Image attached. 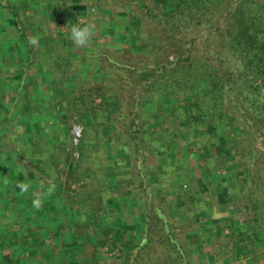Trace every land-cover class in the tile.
<instances>
[{
    "label": "rangeland",
    "instance_id": "1",
    "mask_svg": "<svg viewBox=\"0 0 264 264\" xmlns=\"http://www.w3.org/2000/svg\"><path fill=\"white\" fill-rule=\"evenodd\" d=\"M18 1L13 7L19 11L27 38L39 37L38 46L33 47V51H37L33 62L41 63L44 68L35 70L31 66L26 70L27 74H21V64H18L16 54L21 47L24 48V43L19 39L13 18L8 16L6 8L0 6V34L3 38L0 68L3 72L2 85L5 84V77L8 88L5 92L1 88L0 120L10 116L7 123L0 121V165L6 167L3 172L10 174L14 185L25 179L31 181V188L36 193L46 190L40 185L48 186L49 180H52L56 186L54 193H58L60 197L57 195V199L64 206L78 212L85 204L91 211L90 203L101 214L108 210L113 217V230L122 231L118 238L113 239L104 238L105 235L97 229V238L92 235L94 242L98 243L96 248L95 243L89 242L87 246L82 236L85 223L69 229L62 221L61 239L53 240V233L48 238L40 236L44 244L39 251L45 257L42 259L38 254L34 259L48 264L53 255L52 250L56 248L59 252L65 245L72 249L68 256L78 260V264H126L131 258L130 255L127 257V250L131 249L128 252L132 254L139 243L137 239L140 232L147 229L152 233L149 235L151 242L138 251L132 264H172L167 247L174 250L179 245L185 252L184 260L183 263L179 260L173 264H264L263 234L261 238L255 237L249 225H241L252 219L261 222L259 218L264 214L259 211L252 213L246 208L250 202L249 196L245 195L246 190L241 189L242 184L236 179L227 182L230 191L228 204L227 207L220 205V211L217 212L220 178H235L238 174L243 178L253 176L254 182L250 184L253 190L257 178L264 177V73L257 74L255 67L246 68L237 58L231 45L232 38L228 35L227 22L218 24L221 29L219 33L209 32V27L203 26V36H199L202 28L197 27L195 22L190 26L188 40L199 36L192 44V55L201 61L207 58L210 70L218 68L222 71L226 77L227 92L219 108L211 107L212 114L202 111L200 120L193 122L185 118V123L181 125L179 115L184 109L180 98L184 94L175 93L171 86L176 82L174 76L170 80L172 83L168 82L162 90H156L143 86L145 79H139L131 70L125 69L127 71L124 72L122 85L118 77L115 79L107 71L108 68L101 74V66L97 64L99 60L93 57L112 53L124 54L127 58L133 56L136 67L139 62L147 60L155 65L179 60L189 41H169L163 45L165 48L160 54L157 44H161L158 39L161 29L155 22L149 24L148 21L152 20L146 16L140 18V13H131V10H136V0H80L79 5L95 4L103 13V19L90 44L81 48H76L69 39L72 22L68 10L72 8L74 0ZM248 9L252 15L259 17L264 29V0L252 1ZM141 20L144 26L139 31L144 36L138 40L134 25H140ZM127 22L130 26L128 35ZM122 24H126L124 29L119 28L123 27ZM177 35V39L181 38L182 33L177 32ZM126 36L128 42L122 43V38L126 40ZM260 37L264 40V34ZM14 38L18 39L15 43L9 41ZM58 40L63 45L59 46L61 42ZM41 41L45 42L42 51ZM56 45L59 46L60 56L52 55ZM38 47L40 50H37ZM157 50L159 55L155 57L154 52ZM42 52L49 53L43 61ZM71 55L76 56L74 61L77 64H64L59 68V60L68 59ZM81 66L84 67L85 75ZM201 68L200 65L199 70ZM29 73L37 76L33 80L34 84L31 83L32 76H27ZM45 74H49L50 78L47 79L50 80L45 79ZM22 76L25 79L22 80ZM59 77L60 81L56 79ZM16 79L21 80L20 85L15 82ZM46 81L51 83L47 90ZM198 82L197 89L207 88L203 79ZM35 85L40 87L37 89ZM103 92L107 99L114 98L117 93L118 97H125L129 101V106L124 108V111H129L124 115V123L116 124L114 128L105 125L113 112H107L110 101L102 102ZM83 94L88 103H82ZM41 96L48 97L44 108L42 105L37 106ZM182 100L190 99L185 97ZM24 103L31 110L30 122L29 119L14 116V111L18 114L22 112ZM203 105H207L206 100ZM133 107L137 111L130 113ZM11 110H14L12 114ZM75 113H80L85 120L91 119L94 124L89 128L92 131H87V138L81 146L83 157L79 161L70 155L68 124ZM193 113L199 111L192 110L189 114ZM63 120H66L65 123ZM131 122L134 125H130ZM172 140V148L164 152L162 147ZM8 152L18 163L16 167L23 171L17 172L19 169L16 167L12 171L8 168L11 166V162L6 161ZM35 154L41 156L40 167L44 173H40L30 160L35 158ZM23 163L28 166L23 168ZM3 186L0 184L1 190ZM133 188L135 191L132 193ZM17 190L19 205L31 200L28 194H21L18 187ZM47 198L37 214L41 216V222L44 218L46 226H53L54 223L46 219L47 216L51 217L45 208ZM147 200L152 201V208L146 218L143 210L146 209L144 202ZM175 200L178 204L183 200L185 204L179 205L180 211L177 212L172 211ZM51 206L54 205H50V209ZM154 208H160L166 215L173 245L165 238V227ZM34 210L31 208V211ZM197 213L200 214L198 218ZM216 213L222 216V220H216ZM117 217L120 221L116 220ZM228 222L233 228L222 227ZM36 226L31 228L36 229ZM88 227L91 233L92 221ZM245 232H249V235L248 238L244 236L242 245L247 246L248 252L236 258L237 253L233 254L239 249V240H242L238 234ZM30 233L29 230L27 235ZM161 238L163 243H160ZM19 243H22L21 239ZM76 243L81 245L74 248L72 244ZM57 264L61 263L58 261Z\"/></svg>",
    "mask_w": 264,
    "mask_h": 264
},
{
    "label": "trees",
    "instance_id": "2",
    "mask_svg": "<svg viewBox=\"0 0 264 264\" xmlns=\"http://www.w3.org/2000/svg\"><path fill=\"white\" fill-rule=\"evenodd\" d=\"M17 1L18 0H16V2H13V0H0V6L4 7V9L6 8L8 16H11L13 18L19 39L24 43V48L21 47V50L16 54V57H18V64H21V74L25 75L27 74L26 70L35 62H33L34 60L32 59V56L34 54L33 46L28 43L29 39L25 34V27L23 23L20 22L21 20L18 14L19 11L16 10V7H13L14 4L16 6V4L19 2ZM79 1L80 0H74L73 6L69 11L71 22L75 19V11L76 13L81 14L84 13L86 9L85 5H79ZM252 1L254 0H136V10H131V13L133 15L135 13H140V18H142V16H146L147 18L152 20L148 21L149 24H151V22H155L156 25L161 29V35L158 36L161 44H157V47L160 46V54L163 53L162 49L165 48L164 46L169 41H189L187 48H184L183 54L182 56H180L179 60L175 62L167 61L165 63H158L156 65L153 64L150 60H147L146 62H139L138 66L136 67L134 66L135 62L133 61L135 58L133 56H129V58H127V56H124V54L118 55V53H112L103 56L93 55V57H95L96 60H99L97 64L101 66V74H104L103 70H106V68H108L107 71L112 73V76L115 79L116 77H118L121 84L122 80L125 79L124 75L126 73L124 72L127 70H131V72H133L139 79H145V83L143 84V86L147 85L149 88H154L156 90H159V88L160 90H162L161 88L163 86L166 87L168 82H170V80H172V77L174 76L176 82L175 84H171V86L175 89V93L179 92L184 94L182 98H180L183 103L182 107L184 109L179 115L180 124L183 125L185 123V118H190V120L192 119L193 122H196L202 118L204 112L212 114V106H217V108H219V105H221L227 92V83L225 81L226 77L222 75V71L218 68H216L217 70H210L207 58H203V61H201L200 59L194 58V56L192 55V44L194 43V40H197L199 36L205 35L203 26H208L209 28L207 29V31L209 32L217 31L219 33L221 29L218 24L227 22L225 24H228L229 27L228 35L232 38L231 45L234 48L237 58H239V60L246 68L250 66L255 67L257 74L262 75L264 73V40H262V38L260 37L261 34H264V29L263 25L260 23L259 17L252 15L250 10L248 9V6ZM141 22L142 20L139 23L140 25L136 27L134 25V30L136 31V37L138 38V40L143 39L144 36L143 32L139 31L141 26H144V23ZM194 22L197 27H200L202 29L200 30L198 37L195 36L194 39L189 38L188 40V31L191 24H193ZM177 32L182 33L181 38L177 39ZM158 50L154 52V54L156 55L155 57L159 55ZM115 55L117 56V58L115 57ZM168 56L170 55L168 54ZM151 57L152 59H154L153 56ZM74 60H76L75 55H71L70 57H68V59L61 58L58 67H63L64 64L66 66H72L75 64ZM40 64L39 66L41 67L42 65ZM135 64L137 65V63ZM169 65L173 67L168 68ZM200 65L202 68L199 70ZM41 69L43 68L41 67ZM185 74L187 77H185ZM23 78L25 79V76H22V80ZM56 79L58 80L60 78ZM201 79L205 81L207 86V88L204 90H199L196 88L199 85L198 80L200 81ZM15 82L18 85L21 84V80L16 79ZM31 83L34 84V81ZM35 87L40 86L35 85ZM2 89H8L7 85H2ZM98 89L102 90L100 88ZM116 94L114 98H111L112 100L105 98V92H103L102 94V102L110 101L107 105V112H113V116L108 117L105 125L112 126L113 128L116 127L114 126L116 124L124 123V115L129 112L124 111V108L129 106L128 99L125 97L120 98V96L118 97ZM185 97H188V99L190 100H182L185 99ZM82 98V103L87 102L85 94H83ZM192 98L195 99V101H191ZM204 100H206V106L203 105ZM42 103L43 102L38 101L37 106L43 105ZM29 108L30 107L28 106V104L24 103L23 110L20 114H18L17 112L15 113V109L11 110L10 114H12V112L14 111V116H19L20 119H32V117H30L29 115L31 111ZM192 110H197L199 111V113H193L190 115L189 113ZM135 111H137L136 107H133L132 110L130 109V113H135ZM75 115L79 116V120L83 123L85 128L84 137L79 146V161L83 157L81 146L84 143V140H86L87 138V131L90 130L89 128L94 124H92L91 119L85 120L80 113H75ZM7 118L10 120V116L8 115L6 117H3L0 121L7 123L9 121L7 120ZM35 118L37 117L35 116ZM65 121L66 120H63L64 123ZM130 125L134 124L131 122ZM176 139L175 141H177ZM173 142L174 140H172L171 142L168 141V144L162 147L163 151L165 152V150L167 151V149H171V144ZM7 154L8 158L6 161L11 162V166L8 168H10L12 171V169L18 166V163L15 162L14 156H12L9 152ZM34 157V159H30L31 162L35 164L40 173H44V169H41L40 167V165L42 164V162H40L41 156L35 154ZM122 161H124V159ZM22 166L24 168L28 165L26 163H23ZM5 168L6 167H4L3 165H0V184H4L3 189H0V264H42L34 259L38 254H40L42 259L44 256L43 253L39 251L41 245L44 244L40 236L48 238L50 237V233H53V240L61 239L62 233L60 230V224L62 225V221L64 222L63 224L65 225V227L69 229H75L77 226L81 224L84 225L85 223V229L82 236L86 239V245L89 242L94 244L95 242L92 238V235L96 236L97 238L99 232H101L102 235H105L103 236L104 238L113 237V239L118 238V235L122 232L121 229H119V231L113 230V217L108 211L107 213L101 214L99 213L98 208L96 209L89 203V207H91L92 209L91 211H89L88 206L84 204L83 206H81V211L78 210V212H74L72 209L67 208L58 201V193H54L52 196L46 199L47 203L45 205V208L48 214L51 213V217L47 216L46 219L49 222L54 223L53 226H46L44 218L43 222L39 220V218L41 219V216L39 217V215L37 214V210L35 209L34 211H31V208H33V195L36 193V191H34V188L30 187L29 191L26 193V195L28 194V196L31 197V200L26 204H23L22 206L19 205L16 198H19L20 195L18 194L19 192L17 190L16 184L14 185V183H11L12 177L10 176V174H5L3 172V170L6 171ZM16 168L19 169L18 167ZM23 170L24 169H19L17 170V172ZM233 179H236L242 184L241 189H245V195L249 196L250 202L246 205V208L249 209L252 213L259 211L258 213L262 212L264 214V177L257 178L258 181L256 182L255 189L251 190L250 187L253 184L255 177L247 175V177L243 178V176L239 174L235 178H220L218 180L220 193L216 197L218 202L217 212L220 211V205H225L227 207V197L230 193V191L228 190L227 182L231 183ZM44 185L45 184H43V186L40 185V187H42L43 189L48 187ZM34 186L38 189L36 185ZM183 186L185 187L186 185L183 184ZM250 190L252 191V194ZM134 191L135 190L133 188L132 193ZM182 201L183 200H181L178 204V202L175 200L174 206L172 207L173 212L180 211L179 205H185ZM144 204L146 205V209L149 210L147 211L145 208L143 210V212H145V217L147 218L150 209L152 208V201L147 200L146 202H144ZM50 205H54L51 206L52 209L49 208ZM154 211L165 227V238L168 239L169 244L171 243L173 245V240L169 236V228H167L168 220L165 218L166 215L160 208H154ZM199 215L200 214H198L196 218H198ZM220 217L222 216H219L217 214V217L215 218L217 221H220L222 220V218ZM259 219H261V222L256 219V221H253L252 219L248 220L249 222L247 223H241V225H249V227H251L250 230L252 231L253 236L261 238L262 234L264 237V215ZM91 221L93 222V227H91L90 233L88 226ZM257 221L259 222V224H257L256 227ZM37 222H40V224ZM35 226L36 229L31 228ZM222 227L233 228V225L228 222L222 225ZM97 229H99L100 231L98 232ZM29 230L31 231V233L27 235ZM73 233L74 230L72 234ZM139 235L140 236L137 239L139 243L133 250L132 254L128 252L131 249L127 250V257L129 255L131 256V258L129 259L130 261L127 260L128 264H132L137 253H139L138 251L147 247V245L151 242L149 235H152V233H150V231H148L147 229L141 231ZM238 235H240L239 238L241 237L242 240H239V243L237 244V246H239V249L233 254L235 255L237 253V256H235L236 258L243 255L244 252H248L246 250L247 246L242 244L244 242V236L245 238H248L247 236L249 235V232ZM20 239L22 243H19ZM160 243H163L162 238ZM78 244L79 246L81 245L80 243ZM78 244H72V246L74 245V248L76 246L79 247ZM97 244L98 243L94 244L96 248ZM103 245L104 244L102 243V246ZM63 247L64 248L60 249L59 252L56 251V248L52 250L53 255L51 256V260H49L48 264H57L58 261L61 264H78V260L71 259L68 256L69 252L72 251V249H69L70 247H66L65 245H63ZM126 247H128V245H126ZM167 252L170 255L172 264L178 262L179 260L181 263H183L182 260H184L185 252L181 248V245L177 246L174 250H171L169 247H167ZM62 255H64V259H62ZM226 263H228V261H226Z\"/></svg>",
    "mask_w": 264,
    "mask_h": 264
},
{
    "label": "clouds",
    "instance_id": "3",
    "mask_svg": "<svg viewBox=\"0 0 264 264\" xmlns=\"http://www.w3.org/2000/svg\"><path fill=\"white\" fill-rule=\"evenodd\" d=\"M96 32V25L94 22H78L76 24H72L70 28L69 39L71 40L72 44L76 48L87 47L92 38L94 37ZM28 43L36 47L39 43L38 36L29 37ZM25 177H27V171L24 173ZM16 187L19 188L21 194H26L31 187V181H27L26 179L23 181H17ZM55 184L52 180H49L48 187L46 190L38 191L33 195L32 199V206L37 211L43 207L46 197H50L55 192ZM84 219V218H82Z\"/></svg>",
    "mask_w": 264,
    "mask_h": 264
},
{
    "label": "built area",
    "instance_id": "4",
    "mask_svg": "<svg viewBox=\"0 0 264 264\" xmlns=\"http://www.w3.org/2000/svg\"><path fill=\"white\" fill-rule=\"evenodd\" d=\"M74 15L75 19L72 21V24H76L78 22H94L96 25V29H98L99 23L103 19L101 8H99L95 4L87 5L84 13L79 14L75 11ZM89 99L92 100L91 97H89ZM84 132L85 128L83 123L79 120V116L75 114L71 116L69 121V140L71 145L70 155L75 160H78L80 158L79 146L83 140Z\"/></svg>",
    "mask_w": 264,
    "mask_h": 264
},
{
    "label": "crops",
    "instance_id": "5",
    "mask_svg": "<svg viewBox=\"0 0 264 264\" xmlns=\"http://www.w3.org/2000/svg\"><path fill=\"white\" fill-rule=\"evenodd\" d=\"M55 7H56V6H55ZM123 10H124V9H123ZM68 11H70V9H69ZM127 24H128V25H126V24H122L123 27L120 26L119 28H123V29H124V25H126V29H128V31H127V35H128V32H129V30H130V26H129V23H128V22H127ZM115 27H118V26H115ZM0 30H1V24H0ZM121 32L124 33L125 31L121 30ZM125 35H126V33H125ZM127 37H128V36H126V40L124 39L125 37L122 38V41H123L122 43H124V42H126V41L128 42V38H127ZM17 40H18V39L14 38V39L9 40V41L12 42V43H15V41H17ZM58 41H60V40H58ZM41 42H42V45H41V51H42V50L45 48V47H44V46H45V44H44L45 42H44V41H41ZM60 42H61V44L59 45V42H58V45H59V46L63 45V42H62V41H60ZM2 43H3V38H2V36H1V34H0V45H2ZM116 43H118V42H116ZM58 45H56L55 48H54V49H55V51H53L54 54H52V51H50V53H51L52 55H54V56H60V55H61V53L59 52V46H58ZM37 50H40V48L38 47ZM57 50H58V51H57ZM33 53H34V54H33V56H34V55H36L37 51H36V52L33 51ZM47 54H49V53H48V52H46V53H43V52H42V56H43V57H42V61L45 59V57H46L45 55H47ZM37 55H39V54H37ZM33 56H32V58H33ZM69 57H70V56H69ZM56 59H57V58H56ZM1 60H2V50H1V47H0V64H1ZM59 61H60V60H59ZM43 64L46 65V62L44 61ZM75 64H77V61H75ZM40 65H41V64H40ZM83 66H84V65H83ZM83 66H81L80 68L83 70V73H84L85 70H84V67H83ZM32 67H33L35 70H38V68H41V67H39V64H38L37 62L33 63ZM42 68H44V66H43ZM1 69H2V68H0V92H1V88H2V77H3V72H2ZM10 69L12 70V68H10ZM51 70H52V69H51ZM37 72H38V71H37ZM37 72H36V73H37ZM75 72H76V71H75ZM44 73H45V72H44ZM83 73H82V76L85 75V73H84V75H83ZM52 74H54V73L52 72ZM30 75H31V73H29V75H27L28 78H31L32 75H31V76H30ZM12 76H13V75H12ZM51 76H53V75H51ZM36 77H37V76H35V77L32 76V81H33ZM45 77H46V78H45L46 80H50V79H47V77L50 78V77H49V74H48V75L45 74ZM59 78H61V77H59ZM4 80H5V84H4V85H7V84H6V79H5V77H4ZM7 80H8V79H7ZM58 81H60V79H58ZM47 83H48V84H47ZM49 84H51V83H49V82L46 81L45 90H47V88H48L47 86H48ZM11 86H12V84H11ZM11 86H10V87H11ZM36 88L38 89V87H36ZM3 90H4V92L6 91V89H3ZM46 99H48V97L45 98V96H44V97L41 96V98H40L41 102H43V103H42V104H43V105H42L43 108H44V104H45V102H46ZM30 121H31V119H29V122H30ZM90 131H92V128L90 129ZM106 210H107V209H106ZM107 211H108V210H107ZM107 211H106V212H107ZM223 213H224V212H223ZM223 213H221V214H223ZM116 220H119V221H120V219H118V217L116 218Z\"/></svg>",
    "mask_w": 264,
    "mask_h": 264
}]
</instances>
